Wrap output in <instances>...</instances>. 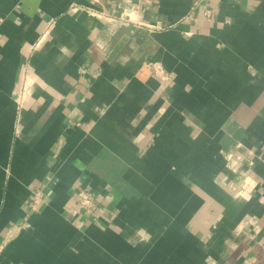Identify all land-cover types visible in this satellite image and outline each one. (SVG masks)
Wrapping results in <instances>:
<instances>
[{
    "label": "crops",
    "instance_id": "1",
    "mask_svg": "<svg viewBox=\"0 0 264 264\" xmlns=\"http://www.w3.org/2000/svg\"><path fill=\"white\" fill-rule=\"evenodd\" d=\"M0 264H264V0H0Z\"/></svg>",
    "mask_w": 264,
    "mask_h": 264
},
{
    "label": "built area",
    "instance_id": "2",
    "mask_svg": "<svg viewBox=\"0 0 264 264\" xmlns=\"http://www.w3.org/2000/svg\"><path fill=\"white\" fill-rule=\"evenodd\" d=\"M152 71L156 78L160 80V82L164 85H167L171 82V74L165 69V67L161 64L152 65ZM78 205L81 210H84L88 215L93 214L95 207V196L93 193L81 190L77 194ZM42 201L41 193H37L33 200V210L37 211L40 207Z\"/></svg>",
    "mask_w": 264,
    "mask_h": 264
}]
</instances>
